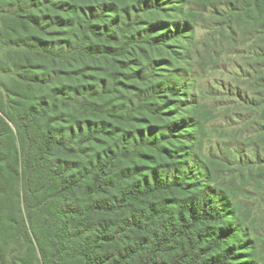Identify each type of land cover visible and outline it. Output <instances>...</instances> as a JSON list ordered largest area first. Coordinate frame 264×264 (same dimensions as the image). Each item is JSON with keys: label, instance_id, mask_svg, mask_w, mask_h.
<instances>
[{"label": "trees", "instance_id": "1", "mask_svg": "<svg viewBox=\"0 0 264 264\" xmlns=\"http://www.w3.org/2000/svg\"><path fill=\"white\" fill-rule=\"evenodd\" d=\"M219 7L264 30V0H0V264H264L192 77Z\"/></svg>", "mask_w": 264, "mask_h": 264}, {"label": "rangeland", "instance_id": "2", "mask_svg": "<svg viewBox=\"0 0 264 264\" xmlns=\"http://www.w3.org/2000/svg\"><path fill=\"white\" fill-rule=\"evenodd\" d=\"M221 10L207 8L206 20H199L192 77L207 94L206 101L217 107V117L208 126L206 150L232 161L237 175H246V200L257 218V232L264 237V185L255 181L264 171V30L252 26L245 36L238 27V40L232 42L219 26ZM230 150L242 152L240 164Z\"/></svg>", "mask_w": 264, "mask_h": 264}]
</instances>
